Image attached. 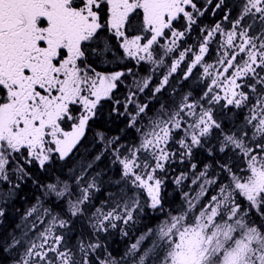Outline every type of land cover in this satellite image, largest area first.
I'll list each match as a JSON object with an SVG mask.
<instances>
[{"label":"snow or ice","instance_id":"snow-or-ice-1","mask_svg":"<svg viewBox=\"0 0 264 264\" xmlns=\"http://www.w3.org/2000/svg\"><path fill=\"white\" fill-rule=\"evenodd\" d=\"M0 264H264V0H0Z\"/></svg>","mask_w":264,"mask_h":264},{"label":"trees","instance_id":"trees-1","mask_svg":"<svg viewBox=\"0 0 264 264\" xmlns=\"http://www.w3.org/2000/svg\"><path fill=\"white\" fill-rule=\"evenodd\" d=\"M217 17V16H216ZM216 17H213L211 15H205V17H203L202 22L204 24H212L215 21H217ZM117 55L120 54L119 50H117ZM210 57H212V55L210 54ZM212 60V59H211ZM210 60V62H211ZM121 62H112L110 63L111 66L113 67L110 70H123L124 68H121L120 66ZM108 64H102L99 65V70H105L107 69ZM135 65V62L133 61H128L127 63V67H133ZM150 65L146 64L143 66H138L136 68H134L135 71H137V76L138 78H141L143 76H146L149 74L150 71ZM109 70V69H107ZM164 71V69H160L157 71L156 76L160 75V72ZM131 76L125 78V84L121 85L119 90L115 93V95L120 98L123 99L124 95H126V88H127V83H129L131 81ZM155 82V81H154ZM181 83L184 84V88L182 89V91L187 92L192 90L195 85L193 84V82L187 81H181ZM130 84V83H129ZM200 91V89H196V93H198ZM223 93H221L222 95ZM146 99V97L144 98ZM111 107L110 103L105 104L104 107V111H103V115L102 118L97 122L96 125L93 126V130H90L87 134V140L85 141V143L87 144L88 142H90L92 140V136H93V131L95 130L96 127H105V129L108 131L109 135H117L119 134V129L123 128L124 124L123 121L119 118H115L113 117H109L108 115V110ZM230 118H234L231 116V114H228ZM242 119V117H241ZM227 125V122H226ZM127 142V141H125ZM176 145H173V149H175ZM97 150L100 148V145H96ZM83 151V150H81ZM197 159H203V156H198ZM196 162V161H193ZM187 167L186 164L181 165L179 162L174 163L173 168L175 169V171H169V179H168V183L167 186L165 187V189L162 191V196L165 198V207L167 209L168 205L170 203L173 202V199H175L176 202H179V193L177 191H175V185H173L171 183V178L178 174L180 171L184 170ZM50 179V178H49ZM29 193V195L27 193ZM21 194H17V198L14 199V203L12 202V205L14 206L15 209L19 210V212H23L26 208H28L31 204H33L35 202V198L38 196H41L42 193L39 189L35 188L32 183L28 182L27 184L22 186V190L20 191ZM146 196V193L144 194ZM21 196H23L24 198H22ZM175 210V209H173ZM15 222L19 221V217L16 216L15 214H13V218H12ZM157 223V219L153 216L150 215H145L142 217V221L141 223H139L136 228L132 229L130 231V234L128 237H122L119 232H116L114 235L110 236L108 238V244L110 245V251L112 252L113 256L119 257L121 255H123L125 249L127 248V246H129L131 243H134L136 238L141 234V232H144L147 230L148 227H152ZM150 241L146 240L144 242V247L149 246Z\"/></svg>","mask_w":264,"mask_h":264},{"label":"flooded vegetation","instance_id":"flooded-vegetation-1","mask_svg":"<svg viewBox=\"0 0 264 264\" xmlns=\"http://www.w3.org/2000/svg\"><path fill=\"white\" fill-rule=\"evenodd\" d=\"M216 19H217V20H219V19H220V17H219V16H217V17H216ZM120 51H122V50H119V52H120ZM206 59H208V60L210 61V60L212 59V57H210V55H209V56H207V57H206ZM125 63H126V64H125ZM127 63H128V62H126V59H124V61L120 63V66H121V68H124V67H125V65L127 66ZM106 64H108V65L106 66V67H107V69H109V70H110V69H112V68H113V67L111 66V64H110V63H106ZM146 64H147V63H145L144 65H146ZM29 183H30V181H29ZM25 193H27V192H25ZM18 194H21V193L19 192ZM27 194L29 195V193H27ZM21 197H22V198H24L23 196H21Z\"/></svg>","mask_w":264,"mask_h":264},{"label":"rangeland","instance_id":"rangeland-1","mask_svg":"<svg viewBox=\"0 0 264 264\" xmlns=\"http://www.w3.org/2000/svg\"><path fill=\"white\" fill-rule=\"evenodd\" d=\"M126 59V62H128V61H130V60H128L127 58H125ZM133 62H135V61H133ZM126 64V63H125ZM132 79L133 78H131V81L129 82L130 84H132ZM136 79H140V78H138V77H136ZM129 83H127V85H130ZM126 90H127V88H126ZM144 98H145V96H141V100H144ZM14 201V200H13ZM14 203V202H13Z\"/></svg>","mask_w":264,"mask_h":264}]
</instances>
